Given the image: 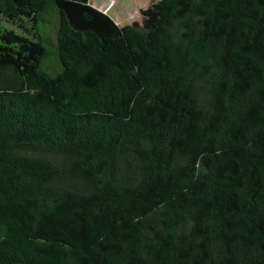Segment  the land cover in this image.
<instances>
[{
	"label": "trees",
	"instance_id": "trees-1",
	"mask_svg": "<svg viewBox=\"0 0 264 264\" xmlns=\"http://www.w3.org/2000/svg\"><path fill=\"white\" fill-rule=\"evenodd\" d=\"M0 0V264H264V0Z\"/></svg>",
	"mask_w": 264,
	"mask_h": 264
},
{
	"label": "rangeland",
	"instance_id": "rangeland-1",
	"mask_svg": "<svg viewBox=\"0 0 264 264\" xmlns=\"http://www.w3.org/2000/svg\"><path fill=\"white\" fill-rule=\"evenodd\" d=\"M107 11L121 25L142 22L141 10L158 0H90Z\"/></svg>",
	"mask_w": 264,
	"mask_h": 264
}]
</instances>
